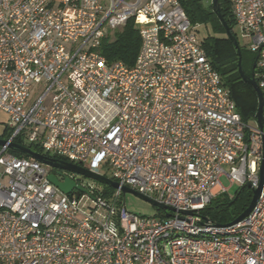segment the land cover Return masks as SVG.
Listing matches in <instances>:
<instances>
[{
    "label": "built area",
    "instance_id": "obj_1",
    "mask_svg": "<svg viewBox=\"0 0 264 264\" xmlns=\"http://www.w3.org/2000/svg\"><path fill=\"white\" fill-rule=\"evenodd\" d=\"M227 2L264 100V0ZM129 20L135 63H108L102 43ZM198 26L178 0H0L7 140L119 185L105 196L70 174L84 191L66 195L0 148V264H264V182L242 221L205 215L221 177L258 188L264 130L241 121ZM121 187L166 208L135 214Z\"/></svg>",
    "mask_w": 264,
    "mask_h": 264
},
{
    "label": "trees",
    "instance_id": "obj_2",
    "mask_svg": "<svg viewBox=\"0 0 264 264\" xmlns=\"http://www.w3.org/2000/svg\"><path fill=\"white\" fill-rule=\"evenodd\" d=\"M187 18L193 25H210L214 32L220 35L219 38L207 37L202 41L203 49L211 62L213 69L220 75L224 87L230 92V97L234 101L241 121L247 123L251 118L255 119L258 108L257 95L253 88L242 81L238 72V56L232 42L227 38L224 27L221 25L212 6V0H178ZM219 11L230 27L233 19L227 0H218ZM233 34V33H232ZM234 35V34H233ZM235 36V35H234ZM236 37V36H235ZM140 49V38L138 28L134 20H129L122 28L108 36L102 43L100 54L111 62H122L127 67H132ZM254 55V54H253ZM244 54L241 51V67L246 76L252 72V64L255 55ZM10 132L3 128L0 138L8 139ZM19 143V141H18ZM33 152L42 154L41 150L35 146H28ZM8 152L14 157L28 158L27 156L13 151ZM103 193L110 194L111 189L107 186ZM231 201L219 203L214 200L205 210V215L217 224H229L237 218L249 205L252 199V192L247 189H239Z\"/></svg>",
    "mask_w": 264,
    "mask_h": 264
},
{
    "label": "water",
    "instance_id": "obj_3",
    "mask_svg": "<svg viewBox=\"0 0 264 264\" xmlns=\"http://www.w3.org/2000/svg\"><path fill=\"white\" fill-rule=\"evenodd\" d=\"M212 6L214 9V12L217 15V18L219 19L221 25L224 27L227 38L232 42L233 46L235 47V49L237 51V56H238V62H237L238 67L237 68H238V72H239V75H240L242 81L249 84L253 88V90L255 91V94L257 95L258 108H257V112L255 115V119H256V122H257L259 129L261 131H263L264 130V117H263L264 100H263V95H262L263 93L261 92L260 88L258 87V85L254 79V71L256 69V61L258 58V54L255 55V59H254L253 64H252V72H251V75L248 77L243 73L242 68H240L241 67V50H240L238 41H236L237 40L236 37L232 34L230 27L228 26V24L226 23V21L224 20V18L222 17V15L219 11L218 0H212ZM4 147L7 148L8 150L10 149V150L19 152V153L27 156L28 158L35 160L42 165H45L46 167H48L51 170H56V172L49 174L47 179L52 185H54L56 188H58L63 194L68 195L74 191L75 195L78 197L79 194L84 191L82 189V187L77 185L65 173L79 175L80 177L82 176V177L91 179L93 181L95 180V182H97L101 185L107 186L109 188H113V189L119 188V185L117 183L113 182L112 180H109L108 178H106L102 175L95 174V173L90 172V171H88V170H86L80 166L65 162L63 160L49 158L47 156H44L43 154L39 155V153L33 152L28 147H25L21 144H18L15 142H10L9 140L0 138V148H4ZM63 172H65V173H63ZM258 174H259V186H258V188L252 190L248 183L241 186L242 189L247 188V189L251 190L252 199H251L248 207L237 218H235L232 222H230L228 224L229 226L232 224H236V223L242 221L243 219H245L249 215V213L251 212L253 207L255 206V202L260 195V192H261V189L263 186V182H264V135L262 136V140H261V161H260V165H259V173ZM121 191H122L121 193H123V194L131 193V194L139 197L140 199L150 203V205H153L156 208H160V209L166 208L162 204H159V203L155 202L154 200H151L150 198H148L146 196H143L137 192H134V190H132L130 188L121 187ZM232 201H230V202H232ZM188 214H191V212H188Z\"/></svg>",
    "mask_w": 264,
    "mask_h": 264
},
{
    "label": "rangeland",
    "instance_id": "obj_4",
    "mask_svg": "<svg viewBox=\"0 0 264 264\" xmlns=\"http://www.w3.org/2000/svg\"><path fill=\"white\" fill-rule=\"evenodd\" d=\"M232 33L236 36V41H238L240 50L244 53V54H249V55H253L251 54V52L249 51V43L248 40L246 38H243L240 34V30L239 28H237V26H232L231 28ZM197 34L199 36V38L201 40H204L207 37H211V38H219L220 35L216 32L213 31V29H211L210 25H208L207 27H205L204 25H199L197 28ZM114 31H111V35H113ZM254 56V55H253ZM6 121V117L0 113V130L3 128V125ZM247 124L251 127H257V122L256 119H249L247 121ZM20 143L25 146L28 147L30 146L29 143H27L28 141L25 140L24 138L19 140ZM49 156L51 157L52 155L49 154ZM72 177L74 179H76L77 181H79L82 185V187H92V188H97L98 190H100V192L104 193L107 189L104 185H101L97 182H95V180H91L85 177H80L79 175H72ZM107 177H110V174H107ZM7 180V179H6ZM5 180V182H6ZM220 182L222 184V186L226 189V194L225 195H221L218 196L215 200L219 203L222 202H229L231 201L235 194L239 191V189L241 188V185L238 183H233L230 184V182L225 178V177H221L220 178ZM111 192L114 190L113 188H110ZM125 206L127 207L128 210H130L131 212L135 213V214H139V215H143V216H153L155 215V213L157 212V208L154 207L153 205H150V203L140 199L139 197L131 194V193H125Z\"/></svg>",
    "mask_w": 264,
    "mask_h": 264
},
{
    "label": "flooded vegetation",
    "instance_id": "obj_5",
    "mask_svg": "<svg viewBox=\"0 0 264 264\" xmlns=\"http://www.w3.org/2000/svg\"><path fill=\"white\" fill-rule=\"evenodd\" d=\"M52 171H53V172H56V170H52ZM63 173H65V172H63ZM65 174H66L67 176L70 175V173H65Z\"/></svg>",
    "mask_w": 264,
    "mask_h": 264
},
{
    "label": "crops",
    "instance_id": "obj_6",
    "mask_svg": "<svg viewBox=\"0 0 264 264\" xmlns=\"http://www.w3.org/2000/svg\"><path fill=\"white\" fill-rule=\"evenodd\" d=\"M0 113L3 114L2 112H0ZM3 115H4V114H3ZM4 116H5V115H4ZM2 125H4V124H2ZM3 128H4V126H3ZM3 128H2V129H3ZM2 129H1V130H2ZM1 130H0V132H1Z\"/></svg>",
    "mask_w": 264,
    "mask_h": 264
}]
</instances>
